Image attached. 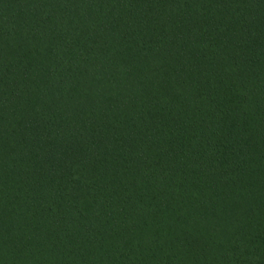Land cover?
<instances>
[{"label": "trees", "instance_id": "1", "mask_svg": "<svg viewBox=\"0 0 264 264\" xmlns=\"http://www.w3.org/2000/svg\"><path fill=\"white\" fill-rule=\"evenodd\" d=\"M0 264H264V0H0Z\"/></svg>", "mask_w": 264, "mask_h": 264}]
</instances>
